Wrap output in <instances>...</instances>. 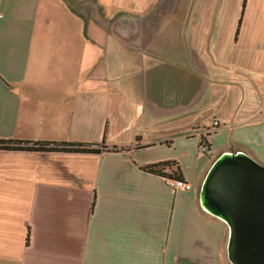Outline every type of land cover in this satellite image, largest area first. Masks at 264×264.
Masks as SVG:
<instances>
[{"label":"crops","instance_id":"1","mask_svg":"<svg viewBox=\"0 0 264 264\" xmlns=\"http://www.w3.org/2000/svg\"><path fill=\"white\" fill-rule=\"evenodd\" d=\"M92 2L0 0V140L105 148L0 149V264H231L198 193L264 165V0Z\"/></svg>","mask_w":264,"mask_h":264},{"label":"water","instance_id":"2","mask_svg":"<svg viewBox=\"0 0 264 264\" xmlns=\"http://www.w3.org/2000/svg\"><path fill=\"white\" fill-rule=\"evenodd\" d=\"M201 208L228 226L231 264H264V165L244 152L219 155L200 185Z\"/></svg>","mask_w":264,"mask_h":264},{"label":"trees","instance_id":"3","mask_svg":"<svg viewBox=\"0 0 264 264\" xmlns=\"http://www.w3.org/2000/svg\"><path fill=\"white\" fill-rule=\"evenodd\" d=\"M0 149H14V150H44V151H65V152H79V151H100L105 149L103 148H92L89 147L87 144H75L70 142H59V141H36V142H30L27 140H0ZM125 149V147L121 148ZM164 163H158L154 165H149L145 167L146 169L153 170L156 172L161 173L162 167ZM177 175H179L177 173ZM168 178H177L182 179L180 177H177L176 175L171 177L168 176Z\"/></svg>","mask_w":264,"mask_h":264},{"label":"rangeland","instance_id":"4","mask_svg":"<svg viewBox=\"0 0 264 264\" xmlns=\"http://www.w3.org/2000/svg\"><path fill=\"white\" fill-rule=\"evenodd\" d=\"M54 1L56 4L52 6L53 10L52 9L50 10L60 15L61 10L59 9L58 3H57L58 0H54ZM66 1L69 4V8L75 13H86V14L88 13L89 14L90 12L95 11V7H94L92 0H66ZM44 7L45 5L43 4V6L40 9L41 13L45 12ZM74 50L77 52L76 46L72 48V51ZM43 59L46 60V54H43ZM71 69H72L71 73L72 72L75 73L74 76H76L77 68H76L75 63L72 64ZM42 70L46 71L45 66L44 68H42Z\"/></svg>","mask_w":264,"mask_h":264},{"label":"built area","instance_id":"5","mask_svg":"<svg viewBox=\"0 0 264 264\" xmlns=\"http://www.w3.org/2000/svg\"><path fill=\"white\" fill-rule=\"evenodd\" d=\"M214 125H217L218 122L216 120L213 121ZM207 144L202 143L201 144V150H206L207 149ZM167 183L173 188V189H182V190H190L192 185L190 182L185 181L183 179H175V178H167Z\"/></svg>","mask_w":264,"mask_h":264}]
</instances>
